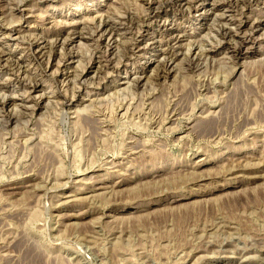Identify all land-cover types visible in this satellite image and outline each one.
I'll return each mask as SVG.
<instances>
[{"label": "rangeland", "instance_id": "rangeland-1", "mask_svg": "<svg viewBox=\"0 0 264 264\" xmlns=\"http://www.w3.org/2000/svg\"><path fill=\"white\" fill-rule=\"evenodd\" d=\"M233 1L0 0V264H264V0Z\"/></svg>", "mask_w": 264, "mask_h": 264}, {"label": "bare ground", "instance_id": "bare-ground-1", "mask_svg": "<svg viewBox=\"0 0 264 264\" xmlns=\"http://www.w3.org/2000/svg\"><path fill=\"white\" fill-rule=\"evenodd\" d=\"M148 4V7H149V9H150V11H151V15H153V14H155V13H157V12H160V11H162V10H165L167 7H169V6H171V5H174V4H177V3H182L184 0H145ZM236 1V0H235ZM235 1H233L232 2V8H236V6H237V3L239 2V1H237V2H235ZM243 1H245V2H249V1H251V0H243ZM241 2H242V0H241ZM239 4V3H238ZM192 5V4H191ZM108 13V12H107ZM98 14V15H97ZM97 14H96V16H95V18L94 19H97V17H98V21H103V17H104V14L103 13H100V12H97ZM132 18V17H131ZM88 20H90V19H88ZM91 21V23H92V20H90ZM101 21V22H102ZM108 20H106V21H104V23H102V24H104V29L103 30H110V32H112L113 31V28L111 27V25L110 24H108V22H107ZM60 22V23H59ZM58 23L56 22V24H60L59 26H61L62 24H68V20H64V22H61V21H59ZM70 23V22H69ZM101 24V25H102ZM133 24V23H132ZM131 24V25H132ZM98 27V26H97ZM130 27V26H129ZM132 28V27H131ZM257 28V27H256ZM133 29V28H132ZM106 32V31H105ZM13 34V33H17V30L16 29H13V30H11L10 31V33H9V35L10 34ZM224 37H229L230 36V34L229 33H227V32H225V31H223V34H222ZM244 39H243V42L245 43H247V42H251V39H250V36H247L246 34H245V36L243 37ZM253 39V38H252ZM133 45V44H132ZM137 45V44H136ZM31 46V45H30ZM135 46V45H134ZM133 49V48H132ZM169 54V53H168ZM193 62V61H192ZM163 67V66H162ZM159 72V71H158ZM164 73H166L165 75L167 76L169 73H170V71H169V69H168V66L167 67H165L164 66V68H163V71H162V73L161 74H164ZM165 75H163V76H165ZM165 78V77H164ZM141 80V79H140ZM37 87V86H36ZM12 101V100H11ZM6 104H9V103H6ZM84 113V112H83ZM13 116L12 115H10L9 117H8V122H9V120L11 121V120H13V118H12ZM209 119H211V118H209ZM216 119V118H215Z\"/></svg>", "mask_w": 264, "mask_h": 264}]
</instances>
